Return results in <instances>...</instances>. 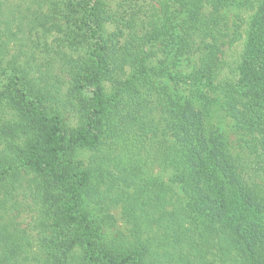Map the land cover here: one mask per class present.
Returning a JSON list of instances; mask_svg holds the SVG:
<instances>
[{"label":"trees","instance_id":"1","mask_svg":"<svg viewBox=\"0 0 264 264\" xmlns=\"http://www.w3.org/2000/svg\"><path fill=\"white\" fill-rule=\"evenodd\" d=\"M225 1L229 0H180L171 11L166 0H31L37 8H30L26 16L30 24L38 21L49 32L62 33L60 18L74 11L80 19L81 12L83 27L95 39L91 62L59 56L73 85L66 93L60 79L44 78L47 74L28 59L19 65L31 41L21 25L6 40L0 32V70L10 43L16 44L18 52L8 63L17 71L12 76L17 95L29 105L15 122L0 119V184L6 182L56 208L69 232L63 236V253L43 256L32 249L25 233H13L0 223V264H206L205 252L185 227L187 216L167 217L168 189L151 167L157 162L173 169L175 181L206 217L210 245L220 264H264V201L249 184L240 161V155L247 154L264 162V0H244L250 14L246 30L237 31L230 42H243L235 68L238 80L222 88L221 98L222 108L235 121V141L211 125L214 102L202 96L205 102L199 107L190 101L177 107L174 141L166 145L152 117L153 102L146 98L148 84L153 85L166 66L162 59L158 66L148 63L160 53L158 47L170 41L175 26L182 31L181 57L194 54L197 31L208 39L189 76L193 83L211 82L225 65L224 41L229 35L219 15ZM194 2L201 9L210 4L212 11L203 15L198 8L191 13L196 14L193 20L185 22L179 17L188 14ZM45 3L49 14L43 12ZM0 16L6 17L5 26L12 25L14 20ZM107 24L114 30L104 37ZM147 47H152L148 53ZM104 84L116 85L124 96L109 95ZM87 87H95L92 97H84ZM69 107L82 115L72 130L66 129L62 114ZM85 152L90 156L78 159ZM125 187L133 192L124 194ZM119 201L131 225L128 235L89 222L86 204ZM163 221V235L173 240L146 239L152 231L159 234ZM154 223L158 231L152 230ZM162 242L165 250L160 254Z\"/></svg>","mask_w":264,"mask_h":264},{"label":"rangeland","instance_id":"2","mask_svg":"<svg viewBox=\"0 0 264 264\" xmlns=\"http://www.w3.org/2000/svg\"><path fill=\"white\" fill-rule=\"evenodd\" d=\"M166 1L170 3L172 11L179 6L180 0ZM243 2L244 0H229L221 5L219 15L226 22L228 27L226 33L227 36L229 35L224 41L226 63L212 77L211 82L193 83L189 79L195 65L198 64L199 59L203 56V47L208 42V39L204 38L203 33L200 31H197L194 36L196 41L194 54L182 57L178 54V43L180 41L178 39L182 31L178 30V28L176 29V26L171 31L172 36L170 41L164 47H158L160 53L157 51V46H153V49L159 54L156 58L149 61L148 66H158L159 59L164 60L166 66L163 74L154 81L155 83L153 85L148 84L146 98L153 102L151 107L154 109L152 117L162 132L161 142L166 145L174 141L172 121H175L173 116H175L177 107L185 106L188 101L199 107L201 103L205 102L202 96L214 102L211 111V125L228 141L233 142L236 140L237 136L234 132L235 121L222 108L221 98L223 95L222 88L227 84L236 83L238 80L235 68L242 53L243 42L234 45L230 42L237 31L244 32L246 30L250 14L246 7H244ZM1 4L0 15L3 13L14 20L12 25L8 27L3 23V19L6 17L0 16L2 39L6 40L9 38L11 32L17 33L20 25L22 26V30L26 32V37L31 39L28 42L29 47L24 49L27 52L26 56H22L19 59V65H23L28 59L33 64L38 65L47 74L44 78L52 75L54 79H60L58 84H62V90L66 93L73 85L71 84L70 70L68 72L62 70L66 66L61 65L62 62L59 56L65 53L68 55V58L81 59L87 62H91L94 58L95 39L83 27L81 12H79L80 19H77L74 11H71L70 15H65V13V16L63 15V18H60L63 32L56 33L49 32L47 30L48 26L44 28L38 21L31 24L26 21V16H30V8L31 11L37 8L35 2L32 3L31 0H0ZM198 8L200 10L203 6L194 2L191 7L188 6V12L190 14L196 13ZM200 11L203 15L205 13L209 14L212 11V6L207 4L205 9H201ZM43 12L47 14L50 12V8L46 3ZM188 14L179 18L186 19L185 22H191L193 15L196 14L189 16ZM18 19L19 24L17 25ZM30 30L32 36H30ZM113 30L114 25L107 24L105 33H102V35L105 37L107 33ZM151 50L152 47L145 48V52L147 53ZM17 52L18 47H16V44L10 43L9 53L3 64L4 69L0 70V96L2 97V104L0 105L1 123L15 122L18 120L21 111L29 109L28 102L20 99L17 95L16 90L18 87L15 81L12 80V76L17 71L13 70L12 65L8 63L12 55L17 54ZM48 70L49 72L47 73ZM128 73L131 75L132 71H128ZM50 81L53 80L50 79ZM104 87H106L105 91L109 95L117 93L119 97L124 96L122 90L116 85L104 84ZM94 90L95 87L84 89V97H92ZM123 102L124 99L120 104L122 105ZM62 114L67 130H72L80 125L82 115H78L77 111L73 108L62 109ZM89 156V152L77 155L78 159L82 160H86ZM77 157L74 156V159ZM240 161L244 162L249 184L254 186V189L264 201V162L257 159L256 156H248L247 154H241ZM151 167L153 168V175L158 177L168 189L167 217L170 218L173 215L180 216V213L185 214L187 216L185 227L190 237L198 242V247L205 252L203 256H205L206 264H220L217 259L216 250L210 245L207 229L208 221L201 212H198L193 207L190 199L184 194L182 185L175 181L173 169L165 168L159 162ZM8 186L6 182L0 184V223L6 224L13 233H25L30 240L32 249L43 256L45 254H57L59 256L63 253L67 248V245L63 242V236L69 234V232L64 230L59 219L60 217L56 213V208L49 207L48 204H42V202L33 199L30 194L25 195L23 190L15 191ZM105 188V184H102L100 187L101 191H104ZM123 192L124 194H130L133 192V188L125 187ZM84 210L88 215L89 222L94 227L98 229L104 228L102 230L110 233L114 231L116 234L123 235L130 233L131 225L124 214V206L121 201L115 203L107 202L102 205L101 203H90L84 206ZM165 226L166 222L163 221L158 235H154V231H152L148 236L145 234V238L161 236L163 240L164 238H166L165 240H173L169 235L167 237L163 235ZM152 230L158 231V226L155 223L152 226ZM162 244L163 242L158 245L160 254L165 250Z\"/></svg>","mask_w":264,"mask_h":264}]
</instances>
